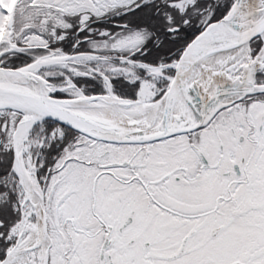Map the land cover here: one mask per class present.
<instances>
[{
	"label": "snow or ice",
	"instance_id": "1",
	"mask_svg": "<svg viewBox=\"0 0 264 264\" xmlns=\"http://www.w3.org/2000/svg\"><path fill=\"white\" fill-rule=\"evenodd\" d=\"M0 264H264V0H0Z\"/></svg>",
	"mask_w": 264,
	"mask_h": 264
}]
</instances>
